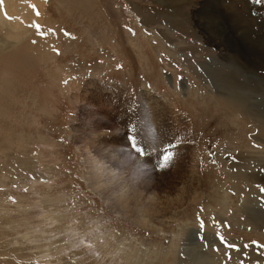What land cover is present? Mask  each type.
<instances>
[{
  "label": "rangeland",
  "instance_id": "obj_1",
  "mask_svg": "<svg viewBox=\"0 0 264 264\" xmlns=\"http://www.w3.org/2000/svg\"><path fill=\"white\" fill-rule=\"evenodd\" d=\"M0 264H264V3L0 0Z\"/></svg>",
  "mask_w": 264,
  "mask_h": 264
},
{
  "label": "crops",
  "instance_id": "obj_2",
  "mask_svg": "<svg viewBox=\"0 0 264 264\" xmlns=\"http://www.w3.org/2000/svg\"><path fill=\"white\" fill-rule=\"evenodd\" d=\"M169 145V144H168ZM168 145L167 146H165V148L163 149L165 152H164V155L166 156V155H169V154H171L172 155V153H170V151H169V148H168ZM135 150L137 151V152H144V150H146V148H144V147H140V146H137L136 148H135ZM156 154V153H155ZM158 156H159V154H157ZM170 155V156H171ZM161 161H165L164 159H162L161 158ZM166 162V161H165Z\"/></svg>",
  "mask_w": 264,
  "mask_h": 264
},
{
  "label": "snow or ice",
  "instance_id": "obj_3",
  "mask_svg": "<svg viewBox=\"0 0 264 264\" xmlns=\"http://www.w3.org/2000/svg\"><path fill=\"white\" fill-rule=\"evenodd\" d=\"M262 2H264V0H257V3H262ZM33 7L35 8V5H33ZM37 15H39L38 10H37ZM8 18H9V19H12V17H8ZM33 27H36L37 29H39V28H41L42 26L39 25V24H36V25H33ZM41 35H44V33L41 32ZM170 155H171V154L166 155V156L164 157L165 161H167V160L170 158Z\"/></svg>",
  "mask_w": 264,
  "mask_h": 264
},
{
  "label": "bare ground",
  "instance_id": "obj_4",
  "mask_svg": "<svg viewBox=\"0 0 264 264\" xmlns=\"http://www.w3.org/2000/svg\"><path fill=\"white\" fill-rule=\"evenodd\" d=\"M262 3H264V2H262ZM11 7H12V6H11ZM14 15H15V16H14ZM14 15H13V16H14L15 18H17V19H18V17H19V16H18V14H17V15H16V14H14Z\"/></svg>",
  "mask_w": 264,
  "mask_h": 264
}]
</instances>
